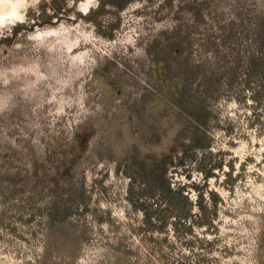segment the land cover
<instances>
[{"label":"rangeland","instance_id":"rangeland-1","mask_svg":"<svg viewBox=\"0 0 264 264\" xmlns=\"http://www.w3.org/2000/svg\"><path fill=\"white\" fill-rule=\"evenodd\" d=\"M43 10L53 16L41 23ZM261 19L264 0H0V179L13 173L20 190L36 161L54 175L72 158L74 131L90 129L75 178L89 200L70 218L76 233L49 229L38 205L21 209L28 190L0 192V264H264V101L242 82L225 85L211 102V154L198 149L169 169L194 212L201 193L213 207L209 224L185 231L141 229L143 211L117 171L130 135L115 117L151 83L154 41L186 36L183 54L196 62L216 53L214 41L242 53ZM225 35L238 41L223 44ZM202 162L217 163L212 176Z\"/></svg>","mask_w":264,"mask_h":264},{"label":"trees","instance_id":"trees-1","mask_svg":"<svg viewBox=\"0 0 264 264\" xmlns=\"http://www.w3.org/2000/svg\"><path fill=\"white\" fill-rule=\"evenodd\" d=\"M103 7L101 1L100 8ZM59 12L60 8H55L53 15ZM52 16L43 10L41 23L50 21ZM256 26L255 35H247L250 41L242 53H222L218 51L219 43L214 41L216 53L196 62L191 52L183 54L185 46L190 47L192 43L191 39L186 40V36L181 35L154 41L156 48L153 52L148 51L147 74L151 83L144 86L140 97L131 105L115 112L120 121L118 133L123 134L126 130L130 135L129 146L118 159L117 171L129 178L128 197L143 211L141 229L185 231L191 230L196 223L201 226L212 221L213 207L204 195L201 193L196 203L199 211L194 212L195 203L184 193L183 186L173 185L168 172L172 166L185 163L186 157L194 160L198 149L211 154V102L223 89L239 86L238 82H242L244 86L239 90L246 95L250 92L257 102L264 101V20H259ZM235 36L225 35L221 42L225 44L233 37L238 41ZM89 136L88 126L74 131L66 148L72 158L67 162L66 157L56 166L54 175L36 161L25 169L22 189L12 186V173L7 177V183L4 178L0 179V192L16 196L19 191L28 190L29 195L21 209L38 205L41 221L49 229L76 233L70 218L82 205L87 206L89 200L84 180L75 179L76 175L84 174L77 163L87 150ZM167 140L170 143L164 147L162 142ZM216 164L208 167L204 162L200 163L206 178L212 176L211 170ZM210 194L219 197L215 191ZM4 222L1 213L0 224Z\"/></svg>","mask_w":264,"mask_h":264}]
</instances>
